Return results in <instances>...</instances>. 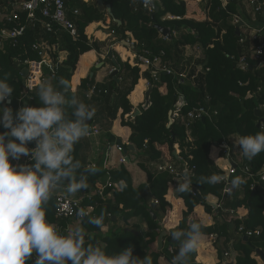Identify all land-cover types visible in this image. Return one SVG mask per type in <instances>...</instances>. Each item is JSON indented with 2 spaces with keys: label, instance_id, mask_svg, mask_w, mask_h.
<instances>
[{
  "label": "trees",
  "instance_id": "obj_1",
  "mask_svg": "<svg viewBox=\"0 0 264 264\" xmlns=\"http://www.w3.org/2000/svg\"><path fill=\"white\" fill-rule=\"evenodd\" d=\"M65 1L70 9L69 16L78 30L76 37L38 13V20L27 25L17 46L7 44L0 49V80L4 79L6 73H10L7 83L13 89L10 97L0 103V108H11L15 116L17 110L24 107L25 103L27 106H41L37 95L39 85L30 91L25 99L21 100V98L25 81L24 61L26 59L40 60L38 51H35L32 46L42 44L48 46L47 52L55 67L52 71L45 66L44 72L48 75V81L58 84L60 79L66 80L69 87L66 90H60L66 91L68 98L75 95L92 107H94L92 102L100 99L95 97L96 94L105 95L106 117L115 121L120 116L122 125L131 128L129 144L123 146L128 149L129 145H133L138 165L147 173V181L134 186L132 174L124 165L120 168L93 167L96 171L89 174L88 184L96 185L101 181L103 188L102 194L98 191L92 192L93 189L90 191L89 187L79 192L84 193L82 205L94 207L82 224L90 234V238H85V246L88 242H99L110 255L131 246L134 256L143 258L149 255L152 257L153 264H161L160 258L164 256L171 263L179 249L178 243L171 238L172 231H188L193 222H200L203 225V238L210 240L211 234L217 235L214 239V252L221 260V250L229 252L228 244L231 234L238 235V228L243 224L246 228H260L261 231L260 234L250 236L247 241L239 237L240 240L235 244V248L242 251L243 255L237 257L236 264H264V260L257 254V249L264 252V195L261 191L251 190L249 181L242 183L231 194L225 196L226 207L232 209L246 207L249 210L246 219L233 218L218 209L215 213L216 221L212 225L203 224L204 215L194 218L191 222L188 220L198 209H204L206 213L213 211L212 205L207 202L209 194L222 196V183L212 185L200 182L201 177H210L219 172L213 160V156L215 158L216 155L214 153H212L213 156L211 155L212 148L218 147L224 139L255 135L261 130L257 127L258 117L255 111L261 109L262 117H264V66H258L252 58L251 26L254 22L243 1L156 0L159 11L154 17L143 8V0H134V2L104 0L106 4H111L113 16L108 12H102L94 0L89 3L84 0ZM260 1L264 2V0ZM73 9H78L79 13L74 14ZM168 15L181 18L167 19ZM235 15L243 19V24L234 22ZM256 17L255 21L259 22V25L264 24L262 13H257ZM107 19H111L110 36L107 39L99 40L88 36L85 30L88 25L95 27L94 22H106ZM49 22L51 30H48L46 25ZM155 24L170 27L172 37H162L154 27ZM13 25L5 20L0 22V27ZM238 27L240 35H237ZM129 36L134 40L135 50L139 54L147 51L152 56L160 55L164 51L163 62L170 64L174 74L161 71L159 80H155L149 71L141 74L140 67L132 66L128 61L121 59L117 51L111 49L113 54L107 57V61L113 65V71L109 73L107 79L103 83H98L94 73L82 83L85 89H94L91 97L73 90L72 78L83 54L92 50L104 54L113 43L130 41ZM242 38L243 42H241ZM196 43L202 45L204 57L194 59L185 56L186 46ZM61 54L64 56L62 57ZM125 56L128 57L130 54L126 51ZM243 56L249 63L247 70H242L238 66ZM83 57L84 62L80 64L82 72L88 65L87 59L90 56L87 54ZM114 70H117L116 74ZM183 71L188 73L185 79L177 75ZM141 78L148 79L153 86L150 94L151 104L148 107L145 103L141 104L140 113L134 115L135 106L130 95L136 87L138 89L134 91V94L145 83ZM163 85L166 86L165 93L160 90ZM182 96L186 102L181 108V116L171 121L170 111L175 109ZM8 99L11 100L10 103ZM199 106H204L210 116H206L204 121L197 119L189 122L187 119L189 111ZM67 111L69 118H73L72 109L69 108ZM96 114L95 108V116L90 120L89 126L95 122ZM0 119H2V113H0ZM5 131L7 130L0 124V133ZM109 137L113 141L116 140V137L111 134ZM156 143L169 145L168 158L173 157V161L182 169H188L184 174H190L192 184L191 191L178 192L179 197L184 200L185 208L181 210L180 222L164 236V245L161 250H152L150 245L157 243L161 231H167L171 204L166 199V195L170 184H175L177 187L179 182L175 181L174 175L168 170L160 171L153 166L165 160L164 152L156 147ZM35 146V142L27 145L30 149ZM81 148L80 142L75 144L73 156L81 161L80 172H83L89 167L84 163ZM176 149L179 150L178 155L174 154ZM247 161L252 171H260L264 167V152L251 161ZM10 162L13 166L17 165V161L12 160L11 157ZM32 163V160L27 162V164ZM77 175L79 176V172ZM108 182H112V185L109 186ZM193 190L198 191L201 197L195 195ZM109 193L111 197H108ZM58 194H55L47 205V219L64 230L69 220L57 218L53 208L50 210ZM155 199L159 200L156 206ZM102 212L104 213L103 227L109 221L115 224L107 231H104L103 227H95L88 221L90 218L99 217ZM161 213L163 220H160ZM218 215L223 217L222 222L217 219ZM138 216L146 218L148 231L144 234L140 233L139 229L129 226L130 220ZM120 219L126 225H117ZM204 247V244H201L199 249ZM198 259H201V254L198 256L196 250L190 254L188 264H204L197 262ZM31 263H33L32 257L26 261V264ZM68 264L71 262L69 261Z\"/></svg>",
  "mask_w": 264,
  "mask_h": 264
},
{
  "label": "clouds",
  "instance_id": "obj_2",
  "mask_svg": "<svg viewBox=\"0 0 264 264\" xmlns=\"http://www.w3.org/2000/svg\"><path fill=\"white\" fill-rule=\"evenodd\" d=\"M145 6L150 0H143ZM10 73L0 80V103L13 92L7 83ZM69 84L60 79L58 84L44 80L38 86L40 107L24 106L15 116L11 108H0V124L7 131L0 133V264H26L37 254L36 264H153L152 257L133 255L127 247L119 253L108 254L99 242L86 244L90 234L82 226L89 217L86 210L77 213L80 223L60 229L47 219V205L53 196L62 192L75 197L89 187V167L80 172L82 163L73 156L74 145L90 135L87 121L95 116V108L75 95L68 98ZM10 103V101H9ZM72 109L69 118L68 109ZM19 141V143H17ZM35 142L34 148L27 145ZM244 158L251 161L264 152V128L255 135L240 136L235 140ZM31 156L32 164L13 166L12 160ZM79 172V176L77 173ZM227 178L212 174L201 177V183L215 185ZM175 191L192 190L191 176L185 173L177 180ZM243 179L230 180L231 189L238 188ZM104 213L88 221L97 228L103 227ZM202 223L193 222L188 231L173 230L171 238L179 245L171 264H188L190 254L196 251L204 237Z\"/></svg>",
  "mask_w": 264,
  "mask_h": 264
},
{
  "label": "built area",
  "instance_id": "obj_3",
  "mask_svg": "<svg viewBox=\"0 0 264 264\" xmlns=\"http://www.w3.org/2000/svg\"><path fill=\"white\" fill-rule=\"evenodd\" d=\"M84 1L88 3L90 2V0ZM130 1L134 2V0ZM195 1L200 2L201 0ZM242 1L250 13L254 15H256L257 13H262L264 16V2L260 0ZM143 8L147 9L149 13L154 12L151 3L148 6H145L143 2ZM69 12L70 9H68L65 0H4L3 2H1L0 0V22L5 20L8 23L14 24L11 27H0V49L4 48L7 44L17 46L26 31L27 25L29 23H34L38 20V13H41L42 16L45 18H49L51 23L57 24L61 28L69 31L73 37H76L78 34V30L75 23L70 18ZM73 13L78 14L79 10L73 9ZM166 18L179 19L181 17L168 15ZM234 22L241 23L243 22V19L240 16L235 15ZM51 23L49 22L46 24L48 30H51ZM251 40L253 42L252 58L258 63V66H264V24L252 29ZM243 41L244 39L242 38L241 42ZM122 42L125 43V45L128 44L131 49H133L132 64L134 66L141 67L144 72L149 71L155 80H159V73L161 71L166 72L168 74H174V70L170 66V64L163 62V56L165 55L164 51H162L160 55L156 54L152 56H150L147 51H144L143 53L139 54L138 51L135 50L134 42H131L129 40H123ZM201 46L202 45L199 43H196L194 45H187L185 48V56L193 57L194 59L203 58L204 50H202ZM32 47L35 51H38V54L41 59H26L24 61V64L26 65L25 68H28V73L25 76L24 93L21 100L25 99L29 92L32 91L42 81L48 79V75H46L44 72L45 66H47L52 71H54L55 68L54 63L49 58V54L47 52L48 46L42 44H34ZM127 61H129L128 58ZM238 66L242 70H247L249 63L245 56L240 58ZM112 71L113 70H111V72ZM177 75L182 79H185L187 78L188 73L186 71H183L181 73H178ZM148 84L151 85L149 81ZM260 89L261 88H259V90ZM89 91L90 92L87 96L90 98L94 89L92 88ZM185 102L186 101L182 96L175 109L172 110V114L170 115L171 121H174L175 119L181 116V108L183 107ZM206 116H210L209 111L204 106H199L189 111L187 119L189 122H191L193 120L202 119L203 117L205 118ZM262 128H264V123H262L261 125V129ZM90 129L91 131L90 135L88 136L89 138L91 136L99 135L101 133V130L95 125L90 126ZM218 147V153L216 154L215 158L213 157V160H215L216 166L219 169L217 175L224 176L227 179L225 181L220 182L223 184V187L221 189L222 196L213 194V198H207V202L213 207V211L211 212L213 215L218 209H221L224 214L230 215L233 218L235 217L244 220L247 218L249 211L246 207L232 209L225 206V196L231 194L236 189H231L230 180L236 176H240L244 182H250L251 190H258L264 193V167L260 171H252V168L249 165L247 159L242 156L238 148H234L236 146L232 145V141L230 139H224L218 145ZM117 148L120 152H124L126 150L123 144H117ZM174 154L178 155L175 152ZM126 158L127 157L123 156L121 158V163H126ZM164 158V162L158 163L156 167L160 171L168 170L171 174L174 175L175 181L180 179L184 175V172L188 171V169H182L180 165L173 161V157ZM24 159L26 164L27 162L32 160L31 156H27ZM222 161H227L228 164L222 165ZM108 185L111 186L112 182H108ZM98 192L99 194H102V188ZM83 197L84 193H77L76 196L72 198H68L64 194L59 193L53 204V211L55 216L59 219L66 220L78 219L77 213L80 209H84L88 212V214H90L93 211L94 207H84L82 205ZM154 202L158 204L159 200L155 199ZM241 209H243L244 212H241ZM260 231V228L249 229L246 228L245 225L241 224L238 228L237 233L241 236L250 237L252 235L260 234ZM210 236L211 238H214V234H211ZM170 250H173L172 247H170ZM162 258L165 259V257ZM36 259L37 254L34 252L32 254V264H36Z\"/></svg>",
  "mask_w": 264,
  "mask_h": 264
},
{
  "label": "crops",
  "instance_id": "obj_4",
  "mask_svg": "<svg viewBox=\"0 0 264 264\" xmlns=\"http://www.w3.org/2000/svg\"><path fill=\"white\" fill-rule=\"evenodd\" d=\"M249 14H251L252 21L254 22L253 25L251 26V28L253 29L255 27L260 26L259 25L260 23L255 21V19L257 18L256 15H254L252 13H249ZM107 21L109 23H111V19H108ZM101 23L102 22H94L93 24H95V27H92V28L93 29L96 28V26H99ZM89 28H90V26H89ZM114 49H116V48L114 47ZM109 51H106V53H104V54H99L95 50H92V51H89V52H86L85 54H83V55L88 54L90 56L87 59L89 71H91L93 69L94 65L97 64V65L101 66V64L103 63L102 67L97 66L98 70L94 72L96 74V81L98 83H103L107 79L111 70L113 69V65L107 61ZM83 55L80 57V60L78 63V68H77V70H76V72L72 78V84H73V90L74 91H79L81 94H87L88 95V93L90 92L89 91L90 89H85L84 87H82V83L84 82V80L86 79L87 76H91V75L88 74V72L85 73V69L83 71L84 73L81 71L82 67L80 68V66H81L80 64H81V62H84ZM94 73H93V75H94ZM141 80L145 81L143 86L134 94V91H136L138 89L136 87V89L130 95L131 101L134 104L135 109L139 108V106L141 104L145 103V92L149 86V84H148L149 80L148 79L141 78ZM163 89L166 90L165 85H163ZM95 97H97V98L100 97V99L97 101H93L92 105L97 109V113H101V116H100L101 120H104V121L109 120L106 117V113H105V107H106V101H107L105 95L98 96V94H96ZM97 115L98 114H96L95 122L91 126H93V125L97 126L101 130V133L99 135L91 136L90 138L89 137L82 138L79 141L82 144L81 155H82V158L84 160V163L90 167L104 166L105 168H110V167L120 168L122 165H124L132 174L134 186H138L139 184L146 182L147 181V173H145V171L142 170V168H139V166L137 164L138 163L137 154L134 152V150L130 149V152H128V150L124 151V152H120L117 148V144H120L119 140L122 141L123 145L129 144V137L131 134V128L128 126H122L120 116H119L120 119L118 118L117 120H115L113 122L117 125L118 124H120V125H118V126L115 125L113 127V129L111 127H109L108 124H106V122H104V126L99 125V123L96 122V119L97 120L99 119V117ZM104 127H107V130H105ZM89 128H90V126H89ZM109 134L116 137V140H114V141L111 140L109 137ZM115 141H117V143H115ZM105 145H106V147H105ZM156 147L164 152V157L167 156L166 158H168V156H169V145L167 143H164V144L156 143ZM123 156L129 157L130 161L126 162V163H121V158ZM24 158L25 157H21V159L19 161H17V165L26 164ZM133 161L136 164V167H132ZM101 188H103L101 181L97 182L96 185L89 184V190L91 191L93 189L92 192L99 191ZM175 188H176L175 184H170L168 194L166 195V199L171 204V209H170L171 214L169 216V222L167 224V229L174 228L175 224L177 225L178 222H180L181 210H183V208H185L184 200L179 197L178 193L176 194L177 196L174 194ZM89 190H88V192H89ZM58 193L63 194L62 192H58ZM58 193H56V194H58ZM213 196H214L213 194H209L208 199H212ZM108 197H111V193H109ZM176 207H177V209H175ZM52 208H53V202L50 206V210H52ZM201 212H202V209H198L197 212L194 213L196 215H194L193 218L190 217L188 219L189 222L193 221L194 218L201 217L202 216ZM205 217H203V220H202L203 223H204V221L205 222L206 221L211 222L208 218L206 219ZM76 223H80V221L78 219L69 220L67 223L68 224L67 228H69L70 226H72L73 224H76ZM117 224L121 226L122 223H117ZM114 225L115 224H113V223L107 222L106 225L102 229L104 231H107L109 228L113 227ZM158 231H160V230H158ZM166 232H168V231H166ZM201 244H204V246H205L204 248H201V253H205L207 250L213 249L214 240H208V239L203 238L200 245ZM210 255L211 256L214 255L215 263L214 262L209 263V261H205L207 263H205L203 261H200V262H202L204 264H208V263L209 264H212V263L213 264H220L219 256H218L219 259L215 256L217 254L214 253V254H210Z\"/></svg>",
  "mask_w": 264,
  "mask_h": 264
},
{
  "label": "rangeland",
  "instance_id": "obj_5",
  "mask_svg": "<svg viewBox=\"0 0 264 264\" xmlns=\"http://www.w3.org/2000/svg\"><path fill=\"white\" fill-rule=\"evenodd\" d=\"M90 1H92V0H90ZM96 3V2H95ZM198 18H200L199 16H197ZM108 20V19H107ZM89 26L90 25H88L87 27H86V33L88 34V36H91L92 35V37L93 38H95V39H99V40H105V39H107L110 35V30H109V26H110V23L108 22V21H106V22H102L99 26H96V28H92V27H90L89 28ZM108 30V31H107ZM129 38H130V41L131 42H133L134 40L131 38V36H129ZM126 42H128V41H126ZM114 47L117 49H114ZM202 47V46H201ZM110 49H114L115 51H117L118 52V54H119V56L121 57V59H123L124 61H127V58H128V62L133 66V64H132V52H133V49H131V47L127 44V45H125V43H123L122 41L120 42V43H118V42H116V43H113V45L111 46V48ZM109 49V50H110ZM108 50V51H109ZM202 50H203V47H202ZM126 51L130 54V56H128V57H126L125 56V53H126ZM204 55V54H203ZM61 56L63 57L64 56V54H61ZM126 57V59H124ZM102 65H103V63L101 64V66L100 67H102ZM99 67V68H100ZM98 70V68H97V64L96 65H94V67H93V69L91 70V71H89V69H88V65L86 66V68H85V73L86 72H88V74H90L91 75V73H94L95 71H97ZM140 70H141V74H143V69L140 67ZM145 73V72H144ZM88 77V76H87ZM86 77V78H87ZM73 85V84H72ZM161 90V92L162 93H165V90L163 89V88H161L160 89ZM164 91V92H163ZM98 115V117H99V119L97 120L96 119V122H98L99 123V125H102V126H104V122H106V124H108V126L109 127H111L112 129H113V127L115 126V125H117V124H115V123H113L114 121H111V120H101V113H97ZM120 119V118H119ZM122 124V123H121ZM118 125H120V124H118ZM117 125V126H118ZM116 126V127H117ZM123 126V125H122ZM105 128V130H107V127H104ZM239 138H238V136H235V137H233V139L231 138L230 140L232 141V145L233 146H236V147H234V148H238L239 149V147L235 144V140H238ZM115 143H117V141H115ZM105 147H106V145H105ZM218 150H219V147H213L212 148V151H211V155H212V153H214L215 155L218 153ZM240 150V149H239ZM178 152H179V150L178 149H176V154H178ZM213 156V155H212ZM165 157H167V156H165ZM214 157V156H213ZM132 164H133V166L132 167H136V164L134 163V161L132 162ZM138 164V163H137ZM221 164L222 165H224V164H228V162L227 161H222L221 162ZM139 166V165H138ZM155 168H156V165H153ZM139 168H141L140 166H139ZM143 170V169H142ZM146 173V172H145ZM262 192V191H261ZM178 192L177 191H175L174 192V194L176 195ZM263 195H264V193H262ZM177 196V195H176ZM154 205L156 206V205H158V204H156L155 202H154ZM175 209H177V207L175 208ZM241 212H244L243 211V209H241ZM201 214L202 215H204L203 217H205L206 219L208 218L210 221H212V222H208V221H204V225H212V224H214L215 223V221H216V219H215V213H214V215L212 214V213H206V211L204 210V209H202V212H201ZM194 215H196V214H193L191 217L193 218V216ZM212 219V220H211ZM220 222H222L223 221V217L221 216V215H218V218H217ZM160 220H163V214L161 213V215H160ZM108 223H111L110 221L108 222ZM118 223H122L121 224V226H124V225H126L125 224V222H123L121 219L119 220V222ZM118 225V224H117ZM129 226L131 227V228H135V229H139V231H140V233H142V234H144L146 231H148V225H147V221H146V218L144 217V216H138V217H136V218H133V219H131L130 220V222H129ZM173 230V228L171 229H167V231L168 232H171ZM159 233V232H158ZM217 237V235L216 234H214V238H211V236L209 237V239L210 240H214L215 238ZM150 248L152 249V250H158V247H157V243H152L151 245H150ZM199 252H200V254H201V259H198L197 260V262H200V261H202V260H204V261H209V262H214V255L212 256V257H205V256H207V255H210V254H214L215 252H214V245H213V249H209V250H207L205 253H201V248L199 249H197V254H198V256H200V254H199ZM209 253V254H208ZM216 254V253H215ZM217 258H218V255H215ZM162 257H164V256H161V258H160V261H161V264H171V263H169L167 260H166V258L164 259V258H162ZM215 257V258H216ZM207 260H206V259ZM219 259V258H218Z\"/></svg>",
  "mask_w": 264,
  "mask_h": 264
},
{
  "label": "water",
  "instance_id": "obj_6",
  "mask_svg": "<svg viewBox=\"0 0 264 264\" xmlns=\"http://www.w3.org/2000/svg\"><path fill=\"white\" fill-rule=\"evenodd\" d=\"M96 2L97 7L102 11V12H108L111 16H113V12H112V7L111 4H106L104 2V0H94ZM150 3L154 9V12L152 13V17H154V15L159 11V7L156 4V0H150ZM115 21H119V20H115ZM121 21H119L120 23ZM241 24H243V22H241ZM154 27L161 33V35L163 37L166 38H171L172 37V30L170 27H166V26H162L160 24H155ZM240 28H237V35H240ZM113 54V50H110L108 52V57H111ZM100 66V65H97ZM117 70H114V74H116ZM28 73V68H24L23 69V75L26 76ZM93 76V73L91 74V77ZM118 81H120V79H118ZM153 86L149 85L146 92H145V106L148 107L151 104V100H150V94L152 92ZM9 101H11L10 99H8V103ZM25 106H27V104L25 103ZM140 113V109L136 108L134 115H137ZM172 114V111H170V115ZM255 115L256 117H258V121H257V127L261 128L262 123H264V118L262 117V111L261 109H256L255 111ZM202 120L204 121L205 118L203 117ZM87 123L89 124L90 121H87ZM119 143L122 144V141L119 140ZM128 149L133 150V145H129ZM128 149H126L125 151H127ZM127 162L130 161V158L127 157L126 158ZM193 192L195 193V195L201 197L200 193L196 190H193ZM153 212V211H152ZM154 218H156L155 213H153ZM115 218V217H114ZM135 233H138L137 231H135ZM167 234L166 230L161 231V233L158 236V240H157V247L158 250H161L163 248L164 245V236ZM241 235L238 234H231V240L228 244V248H229V252H225L223 250H221V260H220V264H236L237 262V257L240 255H243L242 251L236 250L235 248V244L240 240ZM243 240L247 241L249 240V237L247 236H241ZM257 254L264 260V252L261 249H257Z\"/></svg>",
  "mask_w": 264,
  "mask_h": 264
}]
</instances>
